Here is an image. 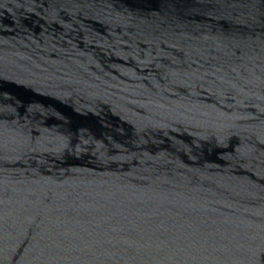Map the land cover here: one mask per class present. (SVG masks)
<instances>
[{"label":"water","instance_id":"1","mask_svg":"<svg viewBox=\"0 0 264 264\" xmlns=\"http://www.w3.org/2000/svg\"><path fill=\"white\" fill-rule=\"evenodd\" d=\"M0 264H264V0H0Z\"/></svg>","mask_w":264,"mask_h":264}]
</instances>
